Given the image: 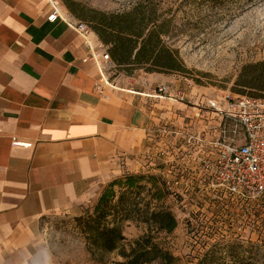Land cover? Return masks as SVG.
Instances as JSON below:
<instances>
[{
	"label": "crops",
	"instance_id": "obj_1",
	"mask_svg": "<svg viewBox=\"0 0 264 264\" xmlns=\"http://www.w3.org/2000/svg\"><path fill=\"white\" fill-rule=\"evenodd\" d=\"M52 3L0 0V264L28 260L40 219L95 198L121 154L139 151L148 162L166 134L182 152L204 128H193L191 106L147 96L148 83L135 89L124 74L123 88L99 95L97 61L71 24L81 19L61 8L50 22Z\"/></svg>",
	"mask_w": 264,
	"mask_h": 264
},
{
	"label": "rangeland",
	"instance_id": "obj_2",
	"mask_svg": "<svg viewBox=\"0 0 264 264\" xmlns=\"http://www.w3.org/2000/svg\"><path fill=\"white\" fill-rule=\"evenodd\" d=\"M140 1L53 0L71 19L86 21L93 32L94 26L106 24L113 13L130 10ZM150 3L156 15L170 19L166 44L178 50L184 71L162 73L165 81L156 80L157 75L145 80L144 73L148 72L136 70L128 74L115 63L110 75L116 83L120 85L122 78L128 76L132 79L130 86L141 89L140 86L146 88L148 83L150 92L166 83L174 91H183L185 99L192 101L214 99L226 90L241 93L243 89L236 82L243 67L264 61V0H152ZM200 120L203 121L198 118L193 128L204 126ZM168 135L159 138H164L166 145L162 150L155 145V153L148 162L139 151L130 154L127 160L121 154L116 171H111L97 196L79 210L42 217L36 232L37 248L43 241L55 254L57 264H70L63 259L62 237L71 232L86 246V254L78 264H127L121 250H129L136 239L151 235L174 256L172 264H264V201L234 199L213 191L208 185L209 176L201 167V150L192 141L182 152L174 150L167 141ZM174 158L173 164L165 162ZM128 175L139 177L138 182L134 188L114 186L113 208L120 205L123 195L124 204L134 218L147 216V208L166 209L175 215L177 226L166 232L141 219L128 220L123 223L126 238L119 242L118 248L99 250L89 244L87 230L91 215L104 190L114 180ZM152 176L159 178L158 186L164 189L159 200L153 193ZM144 264L165 263L155 260Z\"/></svg>",
	"mask_w": 264,
	"mask_h": 264
},
{
	"label": "trees",
	"instance_id": "obj_3",
	"mask_svg": "<svg viewBox=\"0 0 264 264\" xmlns=\"http://www.w3.org/2000/svg\"><path fill=\"white\" fill-rule=\"evenodd\" d=\"M152 0H141L130 10L113 13L106 24L94 26L99 38L109 45L114 62L126 73L136 70L148 73L183 72L184 67L177 49L166 44L165 38L170 35V19H162L151 9ZM162 19V20H161ZM236 84L241 87V94L253 97L264 95V61L246 64ZM248 91L247 93H245ZM239 93V92H237ZM250 93V94H249ZM141 177V176H140ZM143 177V176H142ZM139 177L128 175L114 180L104 190L95 206L89 221V244L99 250L114 251L119 242L126 237L123 223L128 220H140L155 225L159 230L172 232L177 226V219L172 211L159 208H147L145 215L134 218L120 197L119 206L113 203L116 197L115 185L134 188ZM155 199L163 196L157 176H152ZM142 215V214H139ZM121 256L127 264H144L160 260L172 264L174 256L151 235H144L134 241L129 250H121Z\"/></svg>",
	"mask_w": 264,
	"mask_h": 264
},
{
	"label": "built area",
	"instance_id": "obj_4",
	"mask_svg": "<svg viewBox=\"0 0 264 264\" xmlns=\"http://www.w3.org/2000/svg\"><path fill=\"white\" fill-rule=\"evenodd\" d=\"M60 16L61 6L53 2L48 20L56 22ZM71 24L83 36L90 57L97 61L96 92L111 97V91L123 87L110 75L115 62L108 46L100 40L92 41L93 30L86 21L72 20ZM147 96L187 104L195 111L193 117L203 120V132H193L189 144L192 141L201 150L200 163L209 176V188L234 199L264 201V98L226 90L214 99L192 101L166 83Z\"/></svg>",
	"mask_w": 264,
	"mask_h": 264
},
{
	"label": "clouds",
	"instance_id": "obj_5",
	"mask_svg": "<svg viewBox=\"0 0 264 264\" xmlns=\"http://www.w3.org/2000/svg\"><path fill=\"white\" fill-rule=\"evenodd\" d=\"M64 247L63 259L70 264H78V261L86 254L84 242L75 234L69 232L62 237ZM22 264H57V258L51 250L41 241L37 251L29 254L28 260Z\"/></svg>",
	"mask_w": 264,
	"mask_h": 264
}]
</instances>
